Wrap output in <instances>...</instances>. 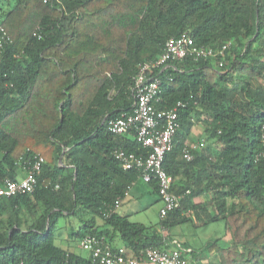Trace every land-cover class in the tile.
Wrapping results in <instances>:
<instances>
[{"label": "trees", "instance_id": "trees-1", "mask_svg": "<svg viewBox=\"0 0 264 264\" xmlns=\"http://www.w3.org/2000/svg\"><path fill=\"white\" fill-rule=\"evenodd\" d=\"M0 27L11 37L0 58V183L44 158L42 186L0 196V264H94L56 244L66 217L81 222L72 233L79 242L118 236L138 257L170 247L164 231L193 221L190 210L202 206L194 198L208 191L217 211L210 221H224L232 237L230 247L215 240L208 252L217 246L219 264H264V0H14ZM185 32L200 46H231L222 67L187 57L155 71L156 107L186 103L163 163L181 199L158 223L135 222L112 211L140 176L115 151L149 148L135 131L115 134L108 123L133 112L138 65ZM197 122L205 147L187 160L185 137Z\"/></svg>", "mask_w": 264, "mask_h": 264}, {"label": "built area", "instance_id": "built-area-1", "mask_svg": "<svg viewBox=\"0 0 264 264\" xmlns=\"http://www.w3.org/2000/svg\"><path fill=\"white\" fill-rule=\"evenodd\" d=\"M48 3L52 0H43ZM39 37H41L39 35ZM11 42V37L4 27H0V58L2 50ZM231 41L220 47L200 46L188 33L170 37L164 45L161 54L155 58L141 62L134 78L135 102L134 110L130 114L113 118L108 128L115 134H129L135 131L136 139L145 147L147 153L129 152L124 149L115 151V157L124 170L138 169L142 180L158 184V195L162 200L160 217L165 218L180 205V195L172 190V177L168 174L163 163L166 154L175 146V137L180 129L179 111L185 107L184 101H178L172 108L158 109L155 105L160 99L162 80L155 74L157 69L169 66L172 62L187 57L216 58L219 66L224 65V55L230 48ZM261 140L264 144V123L261 127ZM205 146L204 141L189 145L184 150L187 160L195 158V152ZM264 158V150L257 155V159ZM44 158L36 156L24 166L23 176L17 180L6 179L0 183V196L11 197L20 193L33 192L42 186L37 173L41 171ZM136 180L133 181V183ZM132 183V184H133ZM130 185L124 195L115 200V210L130 193ZM80 246L88 251L94 264H141L146 261L151 264H191V248L172 242L170 247H149L141 256H136L126 245L115 247L94 234H86L80 239ZM18 264H28L20 261ZM62 264H77L65 260Z\"/></svg>", "mask_w": 264, "mask_h": 264}, {"label": "crops", "instance_id": "crops-1", "mask_svg": "<svg viewBox=\"0 0 264 264\" xmlns=\"http://www.w3.org/2000/svg\"><path fill=\"white\" fill-rule=\"evenodd\" d=\"M8 3L9 2H7V4ZM4 10L5 8L0 7V21L3 17ZM200 141L205 142V130L203 124L197 122L192 128L191 132L187 134V136L185 137V143L186 145L189 146L191 144L198 143ZM212 147L216 150L218 149L217 145H212ZM202 149L200 151H202ZM21 176H23V174H21L20 177ZM212 195H213V191H208L194 198V203L200 204L202 206L190 210L189 214L190 217L193 219V221L185 223L188 225V227L198 228V227H202L203 225H209L210 223H213L210 221V216L216 215L217 211L214 204L210 203V199L212 198ZM162 205H163L162 200L159 197L157 190L155 189V185L151 182H146L141 178H138L132 184L129 195L124 197L122 203L115 210L122 215L129 216L130 220L132 221L142 222L145 224H155L158 223L161 219L160 208L162 207ZM214 222H220V221H214ZM102 223H103L102 220L99 219L98 224H102ZM191 232L193 231L191 230ZM167 233L171 236L172 242H178L183 246L191 248L192 250L191 264H219L220 257L218 254L214 253L213 251V250H218L217 246L214 245L211 249L212 250L211 252H208L207 250V245L210 242L217 240L218 244L219 243L221 244V245L219 244V246L226 248L232 245V237L227 225H226V233L224 234L223 237L220 238L218 237L212 241L209 240L205 245L198 243L196 240H192V239L189 240V239L179 238L178 236H173L171 234V230L170 232L167 231ZM192 234L193 236L195 235L194 233ZM110 242L115 247L125 245L124 242L118 236H116L114 239H111ZM88 256L89 253L85 255V257ZM141 264H151V263L142 261Z\"/></svg>", "mask_w": 264, "mask_h": 264}, {"label": "rangeland", "instance_id": "rangeland-1", "mask_svg": "<svg viewBox=\"0 0 264 264\" xmlns=\"http://www.w3.org/2000/svg\"><path fill=\"white\" fill-rule=\"evenodd\" d=\"M7 2L11 4L8 5ZM14 5V0H0L1 8H10ZM82 226L78 218L66 217L63 218L57 229L55 230V242L58 246L65 250H70L81 255H87L88 251L80 246L79 240L75 239L72 234L77 231ZM192 228V229H191ZM189 230V231H188ZM191 230L193 232H191ZM194 233L195 235L193 236ZM226 233V225L224 222H213L209 225H203L202 227L194 228L188 227L187 224L178 225L171 229V234L173 236H178L179 238L196 240L200 244H206L209 240L212 241L216 238L223 237ZM164 234H168L165 231ZM224 240V239H222ZM220 244V243H219ZM224 244V242H223ZM221 245V244H220Z\"/></svg>", "mask_w": 264, "mask_h": 264}]
</instances>
